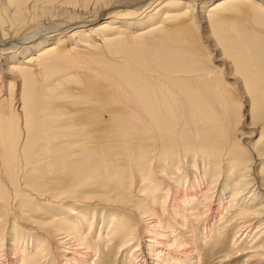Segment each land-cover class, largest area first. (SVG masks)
I'll return each instance as SVG.
<instances>
[{
    "label": "bare ground",
    "instance_id": "6f19581e",
    "mask_svg": "<svg viewBox=\"0 0 264 264\" xmlns=\"http://www.w3.org/2000/svg\"><path fill=\"white\" fill-rule=\"evenodd\" d=\"M24 2L0 1V90L7 86L13 96L21 87L17 101L0 100V264H101L102 253L116 244L121 264H206L204 256L213 252L217 257L210 264L240 256H245L242 264H264V172L258 170L264 167V103L243 131L221 134L210 114L185 106L183 96L160 78L164 72L151 74V62L139 55L147 52L143 57L156 62L178 53L197 27L207 33L213 24L229 21L262 25L264 0H94L68 12L59 4L24 7ZM61 12L67 20L60 19ZM240 35L238 48L264 54L263 42ZM194 46L207 51L201 41ZM110 48L132 52V65L119 64L106 83L88 78L84 89L69 79L81 93L85 90V98L95 92V100L68 101L53 87L43 92L41 75L55 76L77 58ZM136 55L140 59L134 60ZM231 79L244 99L235 104L243 112L249 102L251 114L255 104L243 94L246 82ZM218 105L214 111L225 120L227 109ZM41 119L46 127L38 124ZM40 141L45 151L31 161L30 143ZM208 169L212 178L206 181ZM81 181L102 184L101 193L90 195L77 186ZM126 184L137 191L135 199L116 191ZM27 195L37 207L69 197L64 204L68 221L49 220L17 203L29 200ZM97 222V246H90ZM14 223L24 233H12L9 229L22 231Z\"/></svg>",
    "mask_w": 264,
    "mask_h": 264
},
{
    "label": "rangeland",
    "instance_id": "374dc122",
    "mask_svg": "<svg viewBox=\"0 0 264 264\" xmlns=\"http://www.w3.org/2000/svg\"><path fill=\"white\" fill-rule=\"evenodd\" d=\"M77 3H78V6L84 3H86L85 5L87 4L90 5L94 3V0H25L23 6L25 7V4L26 5L27 4L28 5L41 4L39 5L41 7H44L47 5L48 6L54 5L57 7L62 6V8L65 9L63 12L65 11L68 12L69 7L78 9L77 6H74V5H77ZM58 4L61 6H58ZM2 5L3 3H1L0 6L2 7ZM208 5H210V3L207 4L206 6ZM1 12L3 13V11ZM63 12L59 13L60 19L67 20V17H68L67 13H63ZM229 13H231V11ZM7 16L9 17V14H7ZM226 23L227 24L230 23V26L228 24L229 27H227ZM226 23L222 25L213 24L210 27L211 29L213 28L212 31L208 29L207 33H204L203 31L199 30L198 27L194 28V31L191 32L193 33L194 38L192 37L191 39L187 41L186 47H184L185 49L181 48L180 50H178V53H175V52L173 53L172 51L171 53L167 54L166 58L160 59L156 62H153L150 59L143 57V56H148L147 52H144L143 56L141 54L139 55L142 57L144 61L151 62L152 64L151 74L155 75V74H160L164 72V74L160 75V78H162V81L165 82V84H167L170 90H177L179 95L181 97L183 96L184 102L186 103L185 106L187 105V107L191 109L193 107L194 111H198L197 109H199V111L202 112L201 114H205V115L206 113L210 114L215 120L214 125H217L219 127L218 131L221 132V134H227L229 130L232 132L231 134H234L236 130L238 132L243 131L244 130L243 126L250 123V120L252 119V117L253 118L255 117L256 119V115L259 112L261 104L264 103V54H261L260 51H255V50H250V52L246 53L243 51L242 48H238V45L236 44V40L241 38L240 34L245 33L248 36H250L253 40L258 42L260 45L263 44L264 43V24L256 25L255 23L247 22L244 25L239 23L240 26H238L237 24H234L233 21L232 22L229 21ZM2 25H3L4 31L6 29L7 30L9 29L8 24L3 23ZM208 37H211V39H208ZM248 40L251 43V40L250 39ZM198 41L203 42L207 46V51L198 52L195 50L194 43L196 44ZM212 45L214 47L216 45L215 48L218 47L217 52L212 51V47H213ZM186 48L188 49L186 50ZM110 49L112 50H110L109 52L106 50H105L106 52H104V49H102V52L100 50L99 53L104 52L103 54H99L98 51L96 53L93 52V54L85 53L89 55H85L81 57L80 59L77 58V60L75 59L76 63L72 62L68 69H65V71L63 72L56 73L55 76L54 75L49 76L46 73L44 75H41L39 79L42 85L43 92L47 88H48L47 89L48 91L49 87H53V88H56L54 93H57L60 96L67 97L66 100L68 101H72V100L75 101V99H77L78 97L80 98L82 97V98L81 100L80 98H78L76 101L79 100L82 102L90 103V100H95L96 98L95 96H93V93L95 92H92V95L90 96L91 91L86 93L89 96H86L87 98H85V94L83 93L85 91V90L83 91L84 89L83 83L85 80L88 81V78H89V79H94V81L97 80L96 81L97 83H102V80L106 83L105 78L108 79L110 76L116 75V69L120 66L119 64H123L127 62V65H130V66L132 65V63L130 62V59H131L130 57H132V52L129 51L130 53L128 54L127 52H125V50L127 49L125 50L123 49L122 51L121 49L118 51L119 48L117 49L110 48ZM220 58L225 60L226 63L219 61ZM138 59H140V57L136 55L134 60H138ZM162 63L164 65L169 63L168 65L170 67L163 68V69L159 68L158 65H161ZM136 72L138 75H143V69L142 70L138 69ZM232 75L237 77L240 80L241 84H242V81L246 82L245 91L247 90L246 91L247 93H245V91L243 90V94L247 96V98L251 101V103H253V105L255 104V107H253L251 114H250V103L249 102H247L248 103L247 106L243 107L245 110V114H244V110L243 112H241V110L239 109V106L235 104V102L237 101L244 102L243 101L244 99L242 98V95L236 94L237 89L235 87H237V85L234 84V80L231 79ZM70 78L82 84L83 86L81 87L83 88L82 93L80 90L81 88H79L80 85H78L75 81L72 83H69ZM58 81L61 82V84ZM232 84L233 86H231ZM63 85H64V90H63V87H61ZM5 87L6 88H3L2 91L0 90V100L6 98V101L8 104L17 101L16 99L20 97V93H21L20 85L16 87L15 93H14L15 95L13 96H10V92L7 89V86ZM76 89L77 90L79 89L78 91L80 92L78 93ZM71 90H74V91H71ZM63 91L64 92L67 91L65 92V94L67 95L71 93L70 96L65 95ZM72 92L74 93V95ZM227 93L233 94V96L228 97ZM190 100L193 102V103L191 102L192 104L190 103ZM215 102L219 104L218 109L219 108L227 109L226 116L223 115V117H225V120L218 114L217 112L218 110H216V112L214 111ZM3 104L7 105L6 103H3ZM104 116L108 117L106 115ZM239 118H242L243 121H241V124H239V126L236 127V121ZM198 119H201V118L199 117ZM44 123L45 122L43 119H41V121L38 122L39 125L46 127ZM226 126H228V129ZM229 126H231L232 129ZM257 138H258V134H255V137L253 138V140H251L252 143H254V141H256ZM244 141L246 142V140ZM30 144H33V145H30L26 154L28 156V159L32 161V159L33 160L38 159L41 153L45 151L46 143L43 141L42 142L40 141V142H31ZM215 145H218V144H215ZM58 146L63 147L65 146V143L63 145L60 144ZM76 155H78V153ZM82 166H85V165L83 163L75 164L73 165V167L71 166V170H74L75 168L79 169ZM206 168L208 167L206 166ZM220 169H224V168L221 167ZM208 170L204 177L206 181L212 178V175L210 174L211 170L210 169ZM258 170L261 171V174H262L264 172V167H260L258 168ZM84 171L88 172L89 170L85 169ZM124 175L125 176L120 180V183H122V181L127 180L128 177L126 176H128L129 173L127 172V174H124ZM233 182L234 180H232V183ZM66 184L69 185V181H67ZM72 185L75 186L76 182L74 181ZM100 185L102 184L98 182L89 183V182L81 181L79 182V185L77 186H80L82 189L93 193L90 195H95L97 193L99 194L101 193V192H98V187ZM149 185H151V183ZM149 185L147 184L146 187H149ZM107 189H108V186H105L104 192H107ZM116 191H119V193H125L124 197L127 200H130V199L132 200L136 198L135 194L137 191L135 192L130 191L129 184H126L122 189L116 188ZM107 195L108 196L111 195V191L109 194L107 193ZM26 197L29 200H26V201L18 200L17 203H23V205H28L30 207H33L36 213H40L41 217L49 218V220L55 217L59 219L61 218V221H64V222L68 221L69 216L64 211V208H65L64 204H66L65 199L69 200V197H64L65 202L63 201V203L62 202L53 203L52 201L51 202L48 201L49 203L48 202L45 203L48 206L46 205L45 207H37L35 205V202L31 200V196L27 195ZM61 203H62V206H64L62 207V209H60V206H59ZM67 204L69 205V203ZM47 209H51L53 213L52 212L47 213L46 212ZM99 226L100 225H98V222H97V227H95V230L92 231L93 237L88 238V244L90 246H93V243L95 246H97L95 242L96 236L94 235H96ZM13 227L17 229L21 228L22 231L9 229L11 230L12 233L14 232L24 233L23 228L20 227L18 223H14ZM218 229L219 230L221 229V225ZM100 231L103 233V229H101ZM83 233L85 234L88 233L87 228H85ZM232 235L233 234L231 233V235L229 236V239L225 243L226 249L230 248ZM117 242L119 243L120 240H118ZM198 242L200 241L196 242L197 245H198ZM244 243L241 245V247L245 245ZM117 246H119V244H116L113 248H111V250H107L105 253L104 252L102 253L103 258L100 260L101 264L105 263L106 261H108L109 264H121L122 256H120L118 252L116 254V250H115V247ZM34 249H35V246L33 245V253H34ZM211 250H207V251L209 252ZM212 255L213 256L208 254L204 256V260H206L204 262H207L206 264L212 263L213 259L217 257V254H215L214 252ZM240 257L236 259L235 257L229 258V260H232V261L226 264H242L244 261L243 258L245 256H240ZM27 262L25 264H29ZM61 262L62 261L59 260V264H61Z\"/></svg>",
    "mask_w": 264,
    "mask_h": 264
}]
</instances>
